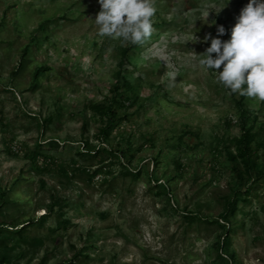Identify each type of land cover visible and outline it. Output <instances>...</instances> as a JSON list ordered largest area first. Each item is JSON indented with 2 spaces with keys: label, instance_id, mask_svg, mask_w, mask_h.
<instances>
[{
  "label": "rangeland",
  "instance_id": "rangeland-1",
  "mask_svg": "<svg viewBox=\"0 0 264 264\" xmlns=\"http://www.w3.org/2000/svg\"><path fill=\"white\" fill-rule=\"evenodd\" d=\"M248 2L155 0L133 44L99 0H0L4 264H264V100L199 62Z\"/></svg>",
  "mask_w": 264,
  "mask_h": 264
},
{
  "label": "clouds",
  "instance_id": "clouds-1",
  "mask_svg": "<svg viewBox=\"0 0 264 264\" xmlns=\"http://www.w3.org/2000/svg\"><path fill=\"white\" fill-rule=\"evenodd\" d=\"M99 3L102 7L95 18L98 35L133 44H142L151 36L155 0H99ZM226 31L221 24L215 37L209 33L203 38L205 43L209 40L211 43L200 64L218 72V81L232 93L264 100V0H249L227 40L222 39ZM199 39L194 35L190 41Z\"/></svg>",
  "mask_w": 264,
  "mask_h": 264
},
{
  "label": "bare ground",
  "instance_id": "bare-ground-1",
  "mask_svg": "<svg viewBox=\"0 0 264 264\" xmlns=\"http://www.w3.org/2000/svg\"><path fill=\"white\" fill-rule=\"evenodd\" d=\"M191 25L193 24H188L186 22L184 26L180 27L174 32L175 34L172 38V41H170L169 43L171 49H180L181 47H184L186 44L190 43V40L188 39L186 33L188 32V30H190L191 27H193Z\"/></svg>",
  "mask_w": 264,
  "mask_h": 264
},
{
  "label": "trees",
  "instance_id": "trees-1",
  "mask_svg": "<svg viewBox=\"0 0 264 264\" xmlns=\"http://www.w3.org/2000/svg\"><path fill=\"white\" fill-rule=\"evenodd\" d=\"M111 124H112V122H114V121H116L117 120V113L116 112H114V113H112V115H111ZM246 134H245V137L243 138V139H245V144H248L249 143V139H247L246 138ZM243 151L245 152V153H249V148H248V146L247 145H244V147H243ZM23 227H25V225L23 226ZM21 233V231H17V233ZM6 261V259L5 258H3L2 260H0V264H4V262Z\"/></svg>",
  "mask_w": 264,
  "mask_h": 264
}]
</instances>
